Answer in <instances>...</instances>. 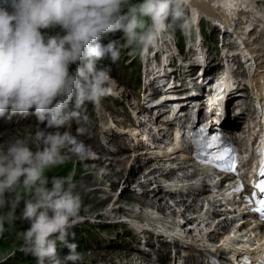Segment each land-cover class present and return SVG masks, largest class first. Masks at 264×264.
Returning <instances> with one entry per match:
<instances>
[{
    "label": "clouds",
    "instance_id": "9594fccd",
    "mask_svg": "<svg viewBox=\"0 0 264 264\" xmlns=\"http://www.w3.org/2000/svg\"><path fill=\"white\" fill-rule=\"evenodd\" d=\"M190 4L191 0H0V119L34 115L45 126L35 133V151L25 138L0 145V210L9 207L0 214V234L23 199L22 218L31 227L19 234L20 250L35 256L38 264H76L81 259L77 244L69 240L71 230L83 220L81 211H87L76 191L75 171L49 180L45 170L64 164L68 153L81 160L93 155L91 145L78 139L87 132L86 105L98 106L103 98L118 95L110 65L120 60V46L117 41L102 44V38L122 31L128 47L147 51L166 32L179 28L187 33L185 11ZM56 27L63 34L41 31ZM101 59L110 60V65L97 69ZM72 121L78 124L76 135L67 130ZM58 243L69 249L64 260Z\"/></svg>",
    "mask_w": 264,
    "mask_h": 264
},
{
    "label": "bare ground",
    "instance_id": "6f19581e",
    "mask_svg": "<svg viewBox=\"0 0 264 264\" xmlns=\"http://www.w3.org/2000/svg\"><path fill=\"white\" fill-rule=\"evenodd\" d=\"M242 1L243 0H191V4L196 7L198 11H201V13H205L207 16H217V19L220 21L224 19L226 14L232 17V19L239 23L236 31L240 35V41L250 44V48L248 49L254 51L256 54L259 55L260 58H262V52L264 53V8H262V4L258 3V0H254L251 3H245V1ZM203 13L202 15H204ZM193 17L194 18L192 22L189 23V25H193L194 23V26H196V28H200L199 23H196V17ZM208 18L215 20L211 17ZM155 47L156 56L165 55L166 57L163 58L161 62L156 64V66L158 67L157 72H152V68H150L149 66L151 64L153 56H149L144 60L145 62H147L146 71L150 75L149 79H144V82L146 86H148L150 89H153L154 84H156L160 79L169 75V72H162V69L163 66H165V64L168 62V60L172 59V55L167 49V45L165 43H160L158 41L157 46ZM160 74L162 75L161 78L159 76ZM154 75H158V77H156L154 80H151ZM194 81L199 82L198 78H193L190 82L193 83ZM147 92L148 91H145V93ZM230 92H232V90H230L229 93ZM218 110L219 108L217 107L215 111H217V118L219 119V124L227 126L228 120H225V118L220 117L221 115ZM19 128H21V134H30L32 136H35V133L38 128L43 127L35 125H26L21 126ZM52 131L54 130H48V132ZM64 151L67 153V149H65ZM97 156H100V153L93 154L91 157H94V160L97 161ZM68 157L69 158L64 164L59 165V167H63L64 169L63 172H60L57 175V177H64L67 176L70 172H72V170L75 171L74 179L78 185L76 191L79 192V194L81 195L83 204H85L87 208L86 212L82 210L81 213L90 214L92 211H97L99 206H102L103 208H100L102 211H98V218L104 220L101 221L102 223H106L109 220H113L109 221V223L112 225L118 223L120 225L127 226L125 228L127 230L122 233L118 232L116 235L117 237L114 239L112 238V235L114 234L108 233L107 228L109 227H106V224H104V226L100 228V231L103 235L99 236L100 243L98 247L116 245V243L120 241L121 244L126 245V247L104 248H117L116 250H114L115 254L109 257L105 255L108 253L106 251L105 253H101L99 251L101 249L94 250L90 254V257L92 259H102L103 261L109 263L114 261L119 262V264H159V261L152 258V253L156 252L158 238L153 233H151L149 238L144 239V233H150L147 228V224L153 226L154 224L159 223V221H163L164 224H167L166 222H172L174 225H176V227H179L184 233L189 234L190 236H194L197 241H203V238L214 240L216 239V237L220 238L219 240H217L220 241L222 238L224 241L219 242L218 244L220 245L217 247V249L220 251L224 249L223 244L225 245L227 243L231 244L240 242L245 236L247 240L253 239L254 241H256V239L252 237L253 228H250L245 223H235V221L237 220L236 213H232V211L226 210L220 211V207L217 205V203L203 201L201 195H199L197 198L195 197L191 198L190 200H184V187H186L187 189L201 188L204 186V184L196 182L193 183V181L190 180L186 181L187 179L184 176L177 174L176 171L172 168L162 170L164 171L162 173L154 174L157 169L151 168L146 171V169L150 165V162L142 163V161H140L141 157L137 155L132 160L131 165L129 166L131 167L130 173L126 177L125 170H127L128 168V164L126 165V161L123 163V165H119L118 163H121L122 159L120 160L115 157H109L108 160L110 161L109 165L111 166V171L103 172L100 177H96V175L101 172V165L90 163L89 159L92 160L91 157L81 160L71 153H68ZM128 158H131V156H126L124 159ZM136 172L137 174L133 175ZM132 175L134 176L133 182L139 181L135 188L137 186L140 187L141 194L136 195L138 197H135L131 193H125L124 197L126 199L128 198V209L130 211H123L121 215H118L122 210H124L123 205H121L120 207H113L111 209L105 208L107 206L106 199L108 198L109 202L110 197H113L117 194V188L115 189L112 195L108 194L106 198H99L97 191L94 189V187L98 186V184H103L105 179L111 181L112 187L113 185H116V183H118L122 178H126V181H128L130 179V176ZM158 179L161 180L158 184L159 189L163 186L168 185L166 193L159 192L158 194H155L156 190H153V188H151L152 184L154 182H157ZM147 183H149L148 186L146 185ZM48 187L50 188L51 184H49ZM177 193H180L181 196L180 198H175L174 202H171L170 200H168V198L166 199V201L163 199L165 195L169 196V198H173L174 194ZM141 195H143L145 198H140L139 196ZM156 195H159L161 197L154 198V196ZM122 196L123 195L120 192L114 198L113 206H116L119 203ZM154 203L157 204L155 208L157 207L160 210H163L166 207L173 208L172 213H170V215L168 216L164 215V213L159 210L147 208L148 206L152 207V204ZM109 204L110 207H112L111 202L108 203V205ZM142 212L144 213L140 214ZM125 214L130 215L129 217H127L125 216ZM187 214L189 216L186 217ZM100 215L102 216L100 217ZM217 219L221 221L217 222ZM256 226L258 228H261V230L264 228V224H257ZM126 232H131V234H129L130 237H132L131 239H129L128 237H124V239L120 237ZM102 238L106 239L102 240ZM132 241H138L144 247L142 249H135L130 246L134 243ZM130 255L131 258H129Z\"/></svg>",
    "mask_w": 264,
    "mask_h": 264
},
{
    "label": "rangeland",
    "instance_id": "374dc122",
    "mask_svg": "<svg viewBox=\"0 0 264 264\" xmlns=\"http://www.w3.org/2000/svg\"><path fill=\"white\" fill-rule=\"evenodd\" d=\"M243 1H245V3L246 2L251 3L254 0H243ZM140 2H142V0H133V3H140ZM258 3L262 4V8H264V0H262V1L258 0ZM185 15L188 18L187 14H186V11H185ZM193 18H194L193 16L190 17L189 23L192 22ZM202 23L206 24V27L208 28L207 35L210 37L209 43L212 44L214 39L215 40L217 39V33L214 32V28L215 27L212 25L211 22L206 21V19H203ZM189 28L192 29V31L197 29L195 26H191V25L189 26ZM41 31L42 32H47L49 35H55L57 32H60L61 34H63L59 27H56L54 29H52V28H50V29H42ZM186 34L189 35V29H188ZM114 36H116L117 38L120 37L118 39H121L122 43H125L122 31L115 32ZM178 37H179V35H178ZM168 48L170 50L169 43H168ZM170 52L174 56L173 60H175L176 57H175L174 53L171 50H170ZM134 62L136 64L138 63L137 60H134ZM108 65H110V60H108V59H101V60L96 61V68L97 69L104 68V67H106ZM139 65H140V63H139ZM150 67L153 68V71H156L158 69L156 64H154V65L150 64ZM74 68H75V65H71V69L74 70ZM116 68L117 67L115 66L114 69L116 70ZM181 70H184V67ZM159 76H160V78L162 77L161 74ZM111 77L116 82L115 85L117 86V81L115 80V78L112 75H111ZM156 77H158V75H154L151 80H154ZM118 87H119V90L123 91V93H124V96H123L124 97V101L125 102H127V101L130 102L132 100L133 94L135 93V86H133V85L130 86V85H128V83L125 86L123 83H119ZM122 108L123 107H120L119 110H118V116L119 117H121L122 114H123V111L121 110ZM26 125H33V124H26ZM26 125L11 126V127H8L5 130L1 129L0 130V145H3L6 142H8L9 140L15 139L17 137L25 138L28 141L29 147H31L32 150L35 151L37 146H38L37 142L35 140V136H32L30 134L29 135L28 134H21V131H20L21 128H19V127L26 126ZM22 128H24V127H22ZM38 129H45V127L38 128ZM48 130H51V129H47V131ZM96 153H98V152H96V151H95V153L93 152V154H96ZM100 156L96 157L97 161L94 160V157H91L92 160L89 159L90 163L101 165V169H100V171H101L100 173L101 174L98 173L96 175V177H100L103 172H110L111 171V166L109 165L110 161L108 160L109 157H115L117 159H120V158L124 157L122 155H119V156L113 155V156L105 157V156H102L101 154H100ZM133 159L134 158H132V156H131V158L124 159V160H122L121 163L120 162L118 163L119 165H123V163L126 161V165L128 164V168H127V170H125L126 177L130 173L131 167H129V166L131 165V162H132ZM141 161L143 162V160H141ZM63 169H64L63 167L54 166L52 168L46 169L45 170V175L47 177H49V180H50L52 176H57L60 172H63ZM135 174H137V172L134 173L133 175H135ZM133 175L130 176V179L128 181H126V178H122L118 183H116V185H113L112 187H111V181L107 180V179H105L103 184H98V186L94 187V189L97 191V194H98L99 198H106L108 194L112 195L113 192L115 191V189L117 188V194L115 196H113V197H110V201L109 202H108L109 199L108 198L106 199V205L107 206L105 208H110L111 209L113 207H120L121 205H123L124 206L123 207L124 210H122V211L120 210L121 212L118 215H121L123 211H125V212H129L130 211L128 209L129 208L128 207L129 206L128 205L129 204L128 198L126 199L124 197L125 193H127V192L131 193L135 197H138L136 195H140L141 194V192L137 191V189H140V187L138 188V186H137L135 188V186L139 183V181L138 182L137 181L133 182V177H134ZM159 181H161V180L158 179L157 182H154L152 184L151 188H153V190H156L155 194H158L159 192L166 193V189L164 187H161L159 189V185H158ZM49 184L47 185V187L49 186ZM127 184H128V186H127ZM146 185L148 186L149 183H147ZM134 188H135V190H134ZM123 189H125V190H123ZM120 192L122 193L123 196L120 199L119 203L116 206H113L114 198ZM11 195H14V194L6 193V196H11ZM141 196H139V197L142 198V199L145 198L143 195H141ZM180 196H181L180 193L174 194L173 198H169V196L165 195L163 199L166 201V199L168 198V200H170L171 202H174L175 198H180ZM160 197L161 196H159V195L154 196V198H160ZM184 197H186V198H184ZM183 198H184V200H190L191 199V197H189L188 195H183ZM110 202H111L112 207H110V204L108 205V203H110ZM84 206H85V204H84ZM155 206H157V204L154 203V204H152L153 208L151 206L150 207L148 206L147 208L159 210L162 213H164V215H168V216L170 215V213H172V209L173 208L166 207L163 210H160L157 207L155 208ZM24 207H25V202L22 199L19 202L17 208L15 209L14 219H13L12 223L5 222V225H4L5 226V231L2 234H0V264H38V259L35 256H33L31 253H25L24 251L20 250V247L23 244V241L19 237V234L24 232V231H26L27 229H29L31 227V222L22 218V212H23ZM100 208H103V207L99 206L97 211H92L90 214H82V213H80V215L83 217L82 222L77 224L71 230L74 233V235H70L69 236V240L71 242H74V243L77 244V252L80 254V257H81V259L78 260L76 262V264H119V262L112 261V262L109 263V262L103 261L102 259H92L90 257V254L94 250H97V249L98 250L101 249V250H99L101 253H105V251L108 252L105 255L109 257V256H113L115 254L114 250H116L117 248L116 249H113V248L104 249V248H108V247H126V245L121 244V241L116 243V245H110V246H106V247H98L99 243H100V238L98 237L97 230L100 231V228L102 226H104V224H106V227H109V228H107V232L110 233V234H114V235H112V238H114V239L117 236H116V234L114 233L113 230H116L117 232H120V233H122L124 230H127V229H125L127 227L125 225H120L118 223H116L115 225L110 224L109 221H113V220L105 219V220H109V221H107L106 223H102L101 221H104V220H101L100 218H98V211H102ZM7 211H9V207H5L3 210H0V214H4ZM143 213L144 212H142L140 214H143ZM130 214H125V216L129 217ZM86 216H88V217H86ZM101 216L102 215H100V217ZM187 216H189V215L187 214L186 217ZM219 221H221V220L217 219V222H219ZM87 237H89V238L87 239ZM120 237H122L123 239H124V237H129L130 238V235L125 233V234H122ZM118 250H121V249H118ZM13 252H14V255H10ZM58 252H59L60 259L64 260L65 256L69 252V249L67 247L62 246V245H60L58 243ZM129 258H131V255H130ZM45 264H47V261L45 262ZM69 264H71V262H69Z\"/></svg>",
    "mask_w": 264,
    "mask_h": 264
},
{
    "label": "snow or ice",
    "instance_id": "6c2138e0",
    "mask_svg": "<svg viewBox=\"0 0 264 264\" xmlns=\"http://www.w3.org/2000/svg\"><path fill=\"white\" fill-rule=\"evenodd\" d=\"M255 94V93H254ZM215 140H219V137H215ZM260 153L261 159V168H260V175L264 176V144L257 149ZM233 149L231 147H223L220 155L214 157V159H222L225 154L232 153ZM235 160H232V163L229 165V169L234 170ZM260 189L262 193H264V180H261L259 184L256 185ZM260 207L255 209L256 211L261 213V218L264 219V199L260 201ZM261 264H264V261H261Z\"/></svg>",
    "mask_w": 264,
    "mask_h": 264
}]
</instances>
